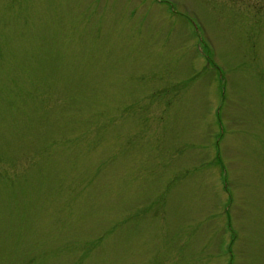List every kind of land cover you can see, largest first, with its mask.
Instances as JSON below:
<instances>
[{
  "label": "rangeland",
  "instance_id": "374dc122",
  "mask_svg": "<svg viewBox=\"0 0 264 264\" xmlns=\"http://www.w3.org/2000/svg\"><path fill=\"white\" fill-rule=\"evenodd\" d=\"M37 242L264 264V0H0V262Z\"/></svg>",
  "mask_w": 264,
  "mask_h": 264
},
{
  "label": "trees",
  "instance_id": "16d2710c",
  "mask_svg": "<svg viewBox=\"0 0 264 264\" xmlns=\"http://www.w3.org/2000/svg\"><path fill=\"white\" fill-rule=\"evenodd\" d=\"M152 97H156L155 95H152ZM52 109H50L51 111ZM124 111H128V108H126ZM123 111V112H124ZM121 112V113H123ZM120 113V114H121ZM123 117H125L122 114ZM33 123H36L37 125H42V124H50L53 123L54 124V119L52 118V116L50 115L49 111H45L42 116L37 119L32 121L31 123H29V125L31 126ZM29 126V127H30ZM2 178L7 180V176H3ZM7 183H9V181L7 180ZM169 190H166L164 193H168ZM164 194H161L159 197V201H164L167 202V200L169 199V196H166V198L163 196ZM182 202V198L180 197V199L177 200V203H181ZM140 216V214H139ZM103 239V237L101 238ZM13 249V246H12ZM13 253L15 254V256L17 257L18 260H23V264H42V262H40V258L41 256L44 255V252L42 251V249L39 247V243H33L31 245H29L24 251L23 248H21V250H17L15 252V250L13 249ZM0 264H2V262H0ZM19 264V263H18Z\"/></svg>",
  "mask_w": 264,
  "mask_h": 264
}]
</instances>
